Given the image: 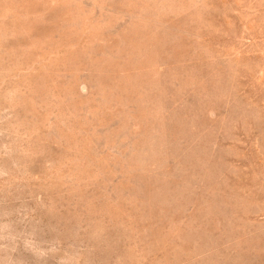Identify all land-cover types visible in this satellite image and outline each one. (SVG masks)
Returning <instances> with one entry per match:
<instances>
[{"label":"rangeland","instance_id":"obj_1","mask_svg":"<svg viewBox=\"0 0 264 264\" xmlns=\"http://www.w3.org/2000/svg\"><path fill=\"white\" fill-rule=\"evenodd\" d=\"M0 264H264V0H0Z\"/></svg>","mask_w":264,"mask_h":264}]
</instances>
